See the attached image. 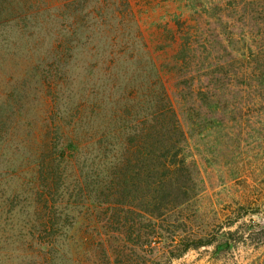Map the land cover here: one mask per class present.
<instances>
[{
  "label": "trees",
  "instance_id": "obj_1",
  "mask_svg": "<svg viewBox=\"0 0 264 264\" xmlns=\"http://www.w3.org/2000/svg\"><path fill=\"white\" fill-rule=\"evenodd\" d=\"M53 1L0 0V57L9 53L5 44L10 46L11 33L25 40L23 45L29 54L37 55L36 60H28L32 61L31 73L50 100L39 122L27 118L26 85L21 89L11 84L0 94V221H18L14 226L18 227L17 239L29 251L36 242L54 250L58 240L67 236L68 227L86 215L96 224L105 218L106 237L114 229L123 237L119 247L102 244L109 261V250L130 244L144 247L143 237L152 240L161 236L164 230L157 221H166L172 209L200 195L205 186L200 178L202 170L219 165L231 145L234 153L264 151V117L243 114L245 107L262 112L264 97L250 103L240 92L235 98L240 107L236 118L240 117L244 125L240 131H229L224 118L214 133L207 128L199 134L193 131L198 106L208 110L227 108L225 92L194 89L199 80L192 68L199 50L190 37H203L200 28L188 31L180 53L161 70L149 57L146 64L156 74L136 76L128 65L121 72V57H109L101 61V85L95 86L86 70V89L76 92L69 74L75 52L82 48L76 43L79 29H66V10H56ZM259 1L186 0L183 10L195 20L208 16L216 19V29L228 31L225 52L232 57L233 51L248 47L246 32L256 26L257 15L264 13H259L264 0L263 4ZM229 10L231 23L223 22L220 13ZM242 18L237 37V20ZM58 28L64 37L50 43ZM166 36L175 39L172 31ZM210 57L203 59L209 61ZM98 63L90 66L91 74ZM224 68L219 67L222 74ZM162 70L178 77L175 79L184 76L181 81L188 91H170ZM140 81L148 86L145 91H141ZM181 101L185 105L182 111ZM181 113H187L190 120ZM210 118L211 112L205 119Z\"/></svg>",
  "mask_w": 264,
  "mask_h": 264
},
{
  "label": "rangeland",
  "instance_id": "obj_2",
  "mask_svg": "<svg viewBox=\"0 0 264 264\" xmlns=\"http://www.w3.org/2000/svg\"><path fill=\"white\" fill-rule=\"evenodd\" d=\"M259 3L263 4L261 0ZM67 5L70 6L65 8ZM185 5L186 0H54L56 10H66V29L72 32L79 29L76 43L82 48L75 52L74 68L69 74L76 92L85 91L87 71L93 84L101 85V61L109 57H121V72L128 65L136 76L137 73L143 78L152 76L155 70L146 61L154 59L157 69L161 70V66L172 62L180 53L184 41L188 39L185 36L188 31L196 32L200 28L203 37H190L191 43L194 42L199 50V53H195L196 61L192 68L195 69V78L199 80L194 89L225 92L227 108L208 110L198 106L197 117H194L191 127L198 134L204 128L214 133L224 118L229 131L234 133L244 128L241 118H236L240 107L237 106L239 100L235 101V98L240 92L250 103L264 97V13L256 14L259 21H255L256 26L246 32L248 47L237 53L233 51L231 57L229 51L225 52V47L229 46L228 31L216 29L218 21L209 16L195 20L184 13ZM261 12H264L263 5L259 9ZM230 14L231 10L220 13L223 22L231 23ZM243 22V18L237 20L240 27L235 32L237 37ZM168 31L173 32L175 39L166 36ZM59 32V28L54 31L50 43L64 37ZM9 37L10 46L5 44V50L9 53L0 57V94L11 84L21 89L26 85L27 118L40 122L50 100L45 98L42 85L31 73L32 61L28 60L30 57L36 60L37 55L33 57V54H29L23 45L25 40L18 35L11 33ZM240 38L243 39L242 36ZM13 44L16 46L13 47ZM120 50L124 52L119 54ZM207 55L211 56L209 61L203 59ZM97 62L99 66L91 74L90 66H95ZM209 62L214 66H210ZM217 66L225 67V73L222 74ZM162 76L170 91H188L181 81L184 76L175 79L178 77L174 78L166 70H162ZM212 79L215 81L209 84ZM138 84L143 85L141 91L148 87L143 81ZM181 102L182 111L185 105ZM209 112L213 118L205 119ZM181 114L187 121L190 120L187 113ZM243 114H261L264 117V109L262 112L248 111V107H245ZM186 120L184 126L187 128ZM18 130L22 132L21 127ZM200 178L205 181L200 195L184 206L172 209L166 221H157L164 231L152 240L143 237L141 242H145L144 247L130 244L124 249L109 250L111 260L108 261L102 244L109 242L116 248L122 244L123 237L114 229L112 233H107L110 234L108 241L103 229L106 227L105 218L96 224L86 215L68 227L67 236L58 240L54 250L36 242L31 250L25 251L17 239L18 227L14 228L18 221L1 220L0 264H264V151L234 153L231 145V151L220 158V164L203 169ZM135 211L138 212V209ZM142 216L148 221L145 213ZM199 244L201 246L197 247ZM50 251L53 252L50 254Z\"/></svg>",
  "mask_w": 264,
  "mask_h": 264
}]
</instances>
